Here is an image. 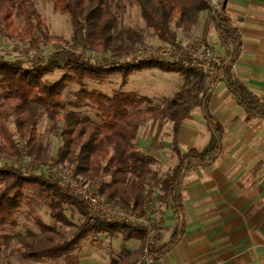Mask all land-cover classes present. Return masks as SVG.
Here are the masks:
<instances>
[{"label": "trees", "instance_id": "trees-1", "mask_svg": "<svg viewBox=\"0 0 264 264\" xmlns=\"http://www.w3.org/2000/svg\"><path fill=\"white\" fill-rule=\"evenodd\" d=\"M54 9L68 16L73 32L71 41L53 37L37 10L34 0H0L2 38L29 43L38 48L37 35L45 44L60 43L64 47L46 61L26 57L8 61L0 57V248L11 257L41 263L68 257L77 251L90 234L120 235L124 243L137 241L138 250L123 251L122 258L112 264H155L169 254L186 233L185 181L196 168L214 166L224 151L226 129L212 114L210 102L219 84H225L232 99L246 112V124L264 119L263 101L234 76V65L240 58L243 42L237 26L227 15L225 3L216 10L210 0H125L137 7L146 28L163 45L181 47L177 30L190 34L202 27V42L211 49L210 34L217 33L225 58L211 55L206 68L186 67L194 60H149L139 64H123L121 57L132 55L138 47H146L145 38L125 26L117 14L114 0H50ZM227 0H225L226 2ZM17 20L23 21L22 30ZM1 39V36H0ZM103 56L95 65L88 54ZM159 70L177 74L183 81L162 107H154L152 99L131 92L109 97L100 92H83L84 99L96 113L90 117L67 111L64 92L70 85L83 87L86 81H101L119 75L126 84L135 73ZM58 71L67 72L58 83L47 85L45 79ZM79 108V105L76 106ZM200 110L210 134L202 149L182 152L181 128ZM51 123L50 134L62 140L56 165L73 169L83 185H98L100 193L123 211L148 218V225L127 221L90 222L87 206L78 198L50 181L44 174H28L18 166L26 159L48 166L53 148L39 135L41 117ZM152 121H167L172 126V152L177 164L166 177L149 190V179L158 161L140 151L136 145L139 131ZM14 124L16 132L9 125ZM39 172V170H38ZM43 194L52 218L63 228L58 230L37 220L39 233L3 234L7 228H18L16 217L28 199L25 192ZM157 204L145 209L154 198ZM74 207L84 218L74 226L64 208ZM171 210L176 225L169 241H163L164 212Z\"/></svg>", "mask_w": 264, "mask_h": 264}, {"label": "crops", "instance_id": "crops-1", "mask_svg": "<svg viewBox=\"0 0 264 264\" xmlns=\"http://www.w3.org/2000/svg\"><path fill=\"white\" fill-rule=\"evenodd\" d=\"M226 9L243 42L234 76L264 106V0H227ZM206 17L204 14L202 27L196 30L201 37ZM186 35L184 40H189ZM178 41L182 42L180 34ZM210 46L215 53L225 55L215 31L210 34ZM210 110L226 129L224 151L214 166L196 168L188 174L184 201L186 233L155 264H264V119L255 118L247 125L246 112L223 83L213 92ZM171 130L167 121H152L139 131L138 149L158 161L149 183L155 178L156 184L177 164L169 137ZM209 140L202 113L196 110L182 125L181 150H202ZM156 204L154 197L151 206ZM175 225L174 213L166 210L163 241H169ZM131 243L140 245L137 241Z\"/></svg>", "mask_w": 264, "mask_h": 264}, {"label": "rangeland", "instance_id": "rangeland-1", "mask_svg": "<svg viewBox=\"0 0 264 264\" xmlns=\"http://www.w3.org/2000/svg\"><path fill=\"white\" fill-rule=\"evenodd\" d=\"M117 14L121 22L140 33L145 38L146 47H138L142 49H161L167 47L163 45L158 38L153 35V32L146 28L145 23L140 17L137 7H133L125 0H114ZM34 4L43 18L44 24L48 27L51 36L60 37L69 42L72 39L73 32L68 16H63L58 13L50 0H34ZM23 21L17 20L18 30H22ZM177 34L181 36V46L194 45L202 43V37L197 35L196 30L186 37L189 40H184L185 33L177 30ZM4 31L0 30V57L8 61L22 60L30 57L39 61H46L55 52L62 49L64 46L60 43L45 44L42 37L37 35V49L32 48L29 43H21L17 40H7L2 38ZM136 49V50H137ZM135 50V51H136ZM204 54H211L217 58H225V55L215 53L212 49L205 48ZM88 57L95 65H100L103 56L88 54ZM120 61V60H119ZM123 64L129 61H120ZM65 71H58L45 79L47 85L58 83L66 74ZM183 85L182 79L173 73H164L159 70L143 71L135 73L129 78V81L124 84L121 76H108L101 81H86L83 87L78 85H70L64 92V102L67 111L79 113L81 117H90L97 122L96 113L93 111L89 103L84 99L83 92H100L109 97H113L119 92H131L139 96L148 97L152 99L154 107H162L165 101ZM79 105V108L76 106ZM11 132L15 133L14 124H10ZM51 123L47 117L43 116L39 122V135L45 145H51L53 148L52 161L48 166L41 168L36 167L37 164L26 159L19 163L18 166L23 172L28 174H55L63 175L73 169L67 165H56L58 160L59 150L62 148V140L59 137L50 134L49 130ZM161 139H164L162 135ZM169 137H172V130L169 132ZM172 141V140H171ZM167 143V142H166ZM186 147L184 150L186 151ZM171 151V148H170ZM0 166H8L7 163L0 161ZM39 170V172H38ZM153 182L149 183V188L153 189L156 179L152 178ZM28 198L24 203V209L20 215L16 217L18 228L12 231L7 228L3 234L27 233L32 231L39 233L37 220L42 221L48 226H53L58 230L70 231V228H63V226L56 222L51 215L48 208V203L43 194L36 191L29 190L25 192ZM152 208V207H151ZM67 220L74 226H80L84 218L74 207L66 206L64 208ZM165 234L163 235L164 238ZM133 243H124L120 235L111 236L108 234H90L88 238L82 243L81 247L68 257H60L53 260H46L41 263H32L24 261L18 257H11L7 252L0 248V264H112L113 261H118L122 258V253L125 250L134 252L139 249L140 245L136 246Z\"/></svg>", "mask_w": 264, "mask_h": 264}, {"label": "built area", "instance_id": "built-area-1", "mask_svg": "<svg viewBox=\"0 0 264 264\" xmlns=\"http://www.w3.org/2000/svg\"><path fill=\"white\" fill-rule=\"evenodd\" d=\"M216 10H221L225 0H210ZM205 46L197 43L188 46H169L161 49H137L132 55L121 57L120 61H129L131 64H139L149 60L156 61H178L185 57L192 58L194 63L186 62V67L206 68V62L211 58V54H204ZM41 168L43 166L36 165ZM50 181H56L58 186L68 194L80 199L89 210L90 222L95 223L97 219L109 222L127 221L136 224L148 225V218L138 217L136 214L123 211L114 206L107 198L101 195L98 185L81 184L76 179L75 171H69L66 174L59 175L45 173ZM151 203L147 202L145 209H150ZM151 210V209H150Z\"/></svg>", "mask_w": 264, "mask_h": 264}, {"label": "water", "instance_id": "water-1", "mask_svg": "<svg viewBox=\"0 0 264 264\" xmlns=\"http://www.w3.org/2000/svg\"><path fill=\"white\" fill-rule=\"evenodd\" d=\"M226 5H227V1L225 2V7H226Z\"/></svg>", "mask_w": 264, "mask_h": 264}]
</instances>
